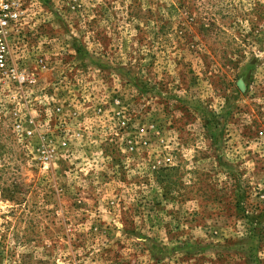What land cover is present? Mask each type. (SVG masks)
<instances>
[{"label":"rangeland","instance_id":"374dc122","mask_svg":"<svg viewBox=\"0 0 264 264\" xmlns=\"http://www.w3.org/2000/svg\"><path fill=\"white\" fill-rule=\"evenodd\" d=\"M22 1L0 264H264V0Z\"/></svg>","mask_w":264,"mask_h":264},{"label":"built area","instance_id":"2783aa9c","mask_svg":"<svg viewBox=\"0 0 264 264\" xmlns=\"http://www.w3.org/2000/svg\"><path fill=\"white\" fill-rule=\"evenodd\" d=\"M25 3L22 0H0V76L20 82L28 80L25 68L15 59L11 36L23 26ZM43 63V59H40Z\"/></svg>","mask_w":264,"mask_h":264}]
</instances>
